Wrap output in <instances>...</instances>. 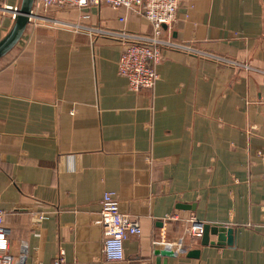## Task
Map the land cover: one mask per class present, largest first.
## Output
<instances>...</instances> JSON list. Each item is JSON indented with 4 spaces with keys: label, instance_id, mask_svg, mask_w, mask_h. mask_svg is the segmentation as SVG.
I'll return each instance as SVG.
<instances>
[{
    "label": "crops",
    "instance_id": "0c3cea01",
    "mask_svg": "<svg viewBox=\"0 0 264 264\" xmlns=\"http://www.w3.org/2000/svg\"><path fill=\"white\" fill-rule=\"evenodd\" d=\"M47 14L68 22L88 14L84 22L138 36L160 27L231 63L169 49L156 87L133 92L118 73L119 39L28 26L0 60L10 255L19 264H56L61 253L63 264H158L154 251L170 249L160 264H264V0H143L134 10ZM12 24L0 12V40ZM106 192L143 231L117 263L103 256ZM190 218L233 229L234 244L210 235L204 245Z\"/></svg>",
    "mask_w": 264,
    "mask_h": 264
},
{
    "label": "built area",
    "instance_id": "2783aa9c",
    "mask_svg": "<svg viewBox=\"0 0 264 264\" xmlns=\"http://www.w3.org/2000/svg\"><path fill=\"white\" fill-rule=\"evenodd\" d=\"M143 0H35L29 25L33 28L49 27L84 34L95 40L100 37L117 38L122 43V51L118 61V73L128 81L129 89L133 92L154 89L159 81L158 67L164 59L166 50L186 51L191 55H201L207 58L231 63L227 59L204 53L190 46L176 43L164 35L162 28L157 27L151 35L138 36L127 32H115L83 20L89 19L84 14L77 22L61 21L50 17L47 12L53 8L60 9H89L102 4L113 9L134 10L141 6ZM0 12L7 13L12 20L18 13V7L0 6ZM122 21L124 19H121ZM249 69V67H246ZM170 220L180 221L175 215ZM7 213L0 206V264H19L9 253L10 230L7 226ZM194 236L203 234V224L194 218L185 221ZM99 224L103 228V256L106 263H117L125 259L124 243L130 237L142 235V225L139 219L125 215L120 211L118 196L113 192H106L100 200ZM154 245L158 242L154 240ZM62 253L56 259V264H63Z\"/></svg>",
    "mask_w": 264,
    "mask_h": 264
},
{
    "label": "water",
    "instance_id": "95a60500",
    "mask_svg": "<svg viewBox=\"0 0 264 264\" xmlns=\"http://www.w3.org/2000/svg\"><path fill=\"white\" fill-rule=\"evenodd\" d=\"M35 0H21L20 6H18V13L13 20V24L9 29L6 36L0 40V60L8 55L21 41L25 31L29 25V17L33 8ZM203 239L202 243L204 245L210 244V235L217 236V245L224 244L226 238L228 245L234 244V230L231 228H225L220 225L211 226L204 225L203 227ZM214 244V243H211ZM25 253V251H23ZM154 255L158 258L157 263L160 264V257H172L173 252L170 249L158 250L154 251ZM198 255L197 251L193 253V256ZM23 263V261H22ZM166 264V261H164Z\"/></svg>",
    "mask_w": 264,
    "mask_h": 264
}]
</instances>
